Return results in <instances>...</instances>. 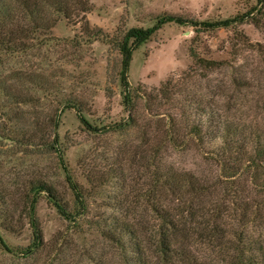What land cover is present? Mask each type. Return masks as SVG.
<instances>
[{"label": "rangeland", "instance_id": "rangeland-1", "mask_svg": "<svg viewBox=\"0 0 264 264\" xmlns=\"http://www.w3.org/2000/svg\"><path fill=\"white\" fill-rule=\"evenodd\" d=\"M79 1L86 10L69 18L46 8L54 19L47 32L0 43V264H139L125 242L129 226L147 263L156 264L152 203L177 204L175 194H154L161 171L188 172L210 185L193 199L212 207L191 218L200 236L173 242L187 262L237 264L233 234L241 232L245 254L264 264V189L256 184L264 168L253 176L236 148L244 144L248 152L253 135L264 133V0ZM163 14L186 22L163 24L131 51L127 111L117 43L128 28L149 27ZM228 18L236 21L209 26ZM190 51L216 64L201 68ZM167 116L179 125L200 118L203 140L180 134L169 141ZM226 133L230 149L218 156ZM217 180L228 183L215 186ZM36 182L50 188L68 217L45 190L33 191ZM30 207L42 237L36 245Z\"/></svg>", "mask_w": 264, "mask_h": 264}, {"label": "trees", "instance_id": "trees-1", "mask_svg": "<svg viewBox=\"0 0 264 264\" xmlns=\"http://www.w3.org/2000/svg\"><path fill=\"white\" fill-rule=\"evenodd\" d=\"M261 1L262 0H256V2ZM71 3L76 6L74 10H72V7L70 6ZM82 5L83 4L80 5L79 0H10L9 3L5 0H0V43L4 44L6 47H10L13 43L20 42L21 37H26L33 31L41 30L47 32L53 25L54 19L48 18L49 16L46 8H49L51 11L55 10L56 12L62 13L64 17L69 18L71 13H73L72 11L76 12L78 9L82 12L85 11L86 7ZM233 21H236V19L228 18L218 20L209 24V26L224 27L231 24ZM168 22L183 24L186 20L170 14L160 15L155 18L154 23L149 27L128 28L123 34L121 40L117 43V50L120 55L118 75L119 84L121 86V103L127 111H131L133 108L131 105V97L129 95L130 89L127 82V69L131 58V51L148 40L155 31ZM189 23L193 24L195 22L189 21ZM93 38L97 37L94 36ZM189 55L191 56L193 63L201 68H213L216 64L213 60H206L199 56H195L191 51ZM76 112L82 120L80 111L76 110ZM128 117H131V113L128 114ZM176 121L178 122L177 119ZM176 121L174 118L167 116V127H165L163 133L169 141H180V134L183 136L191 135L193 138H197L198 140L201 138L203 140V125L200 118H193L191 121L192 123H186L184 125H179ZM230 129L231 128H229L227 132H229ZM230 136L231 134L227 133L226 136L220 134V138L224 140V142L220 150H218V153L220 152L218 156H220L221 153H224V151L230 149ZM250 141V149L248 152L243 151L242 148L244 147V144H239L236 148L241 152V156H238L239 161L242 162V158L244 157L242 163L248 168V170L252 168L250 171L254 176V173H258L259 168H264V133H255ZM67 178L76 205L78 208L84 207L82 193L79 186L74 181H71L69 177ZM221 180H224V177ZM221 180H217L214 185L220 186V183H228L227 181L221 182ZM155 183L154 194L157 193L161 197V191H167L168 193L175 194V199L177 201V204L173 206H163L162 204L152 203L153 213L159 219L157 236L152 238L153 242L150 241L153 246L155 263L176 264L178 262L179 264H190L189 261L187 262L184 248H181L178 245L174 246L173 242L176 236H182L184 242H188L193 236H200L198 229H194L189 225L190 222H193L191 218L197 213L198 216L204 217L203 215L208 212V208L212 207L198 206L193 199L207 193L210 185L206 184V181L199 179L188 172L170 173L166 171H161L157 174ZM256 184L258 188L264 189V180L263 182H256ZM32 189L33 191L45 190L48 197L56 206L58 213L62 216L68 217L66 209L58 201V198L53 194L50 188L44 183L36 182ZM221 189L227 190V188ZM183 197H185V199H183ZM210 214V217H215L213 210H211ZM29 226L31 229L32 245L41 243V231L32 207L29 208ZM107 233L113 234V232ZM125 233L129 235L125 242H127L130 250L135 253V260L139 264H148L142 249L141 239L137 237L136 230H133L129 226L128 230L126 228ZM218 236L224 235L221 233ZM233 236H238V243L236 245V249L238 250L236 257L237 264H257L258 261L254 254L251 253L246 255L245 251H243L244 243H242L241 240L242 233H235ZM2 243L3 241L0 238V244ZM177 243H179V245L182 244L181 241H177ZM180 250L181 252H179Z\"/></svg>", "mask_w": 264, "mask_h": 264}]
</instances>
